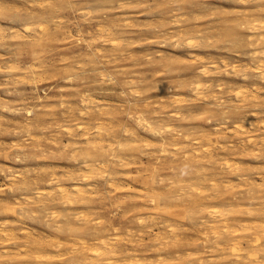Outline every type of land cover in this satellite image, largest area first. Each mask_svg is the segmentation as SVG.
<instances>
[{
  "label": "rangeland",
  "instance_id": "374dc122",
  "mask_svg": "<svg viewBox=\"0 0 264 264\" xmlns=\"http://www.w3.org/2000/svg\"><path fill=\"white\" fill-rule=\"evenodd\" d=\"M0 168L2 264H264V0H0Z\"/></svg>",
  "mask_w": 264,
  "mask_h": 264
},
{
  "label": "bare ground",
  "instance_id": "6f19581e",
  "mask_svg": "<svg viewBox=\"0 0 264 264\" xmlns=\"http://www.w3.org/2000/svg\"><path fill=\"white\" fill-rule=\"evenodd\" d=\"M39 14V13H38ZM33 22V21H32ZM59 23V22H58ZM30 24V23H29ZM26 25V24H25ZM29 27H32V26H29L28 24L26 25V28L25 29H27V30H30L29 29ZM33 28V27H32ZM110 30V29H109ZM12 31V30H11ZM12 33V32H11ZM14 34V33H13ZM16 36V35H15ZM9 44V43H8ZM5 46V45H4ZM5 52V51H4ZM42 56V55H41ZM29 66V65H28ZM259 67V66H258ZM199 82V81H198ZM200 90V89H199ZM256 96H257V94H256ZM3 97V96H2ZM41 98V97H40ZM13 109V108H12ZM252 120V119H251ZM146 122V121H145ZM253 122V121H252ZM14 123V122H13ZM18 123V122H17ZM3 124V123H2ZM82 125H84V124H82ZM149 125V124H148ZM21 126V125H20ZM34 126V125H33ZM80 126V128L81 127H83V126H81V125H79ZM248 127V126H247ZM7 128V127H6ZM250 129V128H249ZM39 130V129H38ZM23 131V130H22ZM128 131V130H127ZM26 132V131H25ZM28 132V131H27ZM130 132V131H129ZM16 133V132H15ZM132 133V132H131ZM102 134V133H101ZM83 135V134H82ZM253 135V134H252ZM133 136V135H132ZM89 137V136H88ZM255 137V136H254ZM96 138V137H95ZM100 139V138H99ZM251 139V138H250ZM263 139V138H262ZM252 141V140H251ZM6 146V145H5ZM33 150V149H32ZM108 152V151H107ZM16 155H17V153H16ZM19 158V157H18ZM2 159V158H1ZM42 161V160H41ZM44 164V163H43ZM88 167V166H87ZM251 167V166H250ZM9 168V167H8ZM1 169V168H0ZM5 169V168H4ZM3 170V169H2ZM11 170V169H10ZM10 172V171H9ZM12 173V172H11ZM16 173V172H15ZM54 176V175H53ZM87 178V177H86ZM31 179V178H30ZM30 179H27V178H24V179H22V182L24 183V185L25 184H29V182L31 181ZM56 179V178H55ZM21 182V181H20ZM32 182V181H31ZM30 182V183H31ZM34 183H35V181H34ZM50 183V182H49ZM82 184V183H81ZM22 185V184H21ZM20 185V186H21ZM44 185V184H43ZM64 185V184H63ZM63 185H60L59 186V190H60V195H61V197L62 198H65V199H67V200H69V199H72L73 198V196H72V191L68 188V187H66V186H63ZM78 185V184H77ZM26 186V185H25ZM21 187H23V186H21ZM131 187V186H130ZM25 189H27L26 187H25ZM57 189V188H56ZM77 192H81V189L82 188H80V187H77V186H75V188H74ZM74 190V192H76ZM40 192V191H39ZM184 192V191H183ZM27 193V192H26ZM14 195V194H13ZM21 195V194H20ZM12 196V195H11ZM22 196V195H21ZM254 198V197H253ZM27 199V198H26ZM262 199V198H261ZM28 200V199H27ZM42 204V203H41ZM67 204V203H66ZM71 204V203H70ZM23 205V204H22ZM44 205H45V203H44ZM72 205V204H71ZM19 206H21V205H19ZM13 207H15V206H13ZM264 207V206H263ZM38 208V207H37ZM261 209V208H260ZM27 210V209H26ZM41 211H44V210H42V209H40ZM215 210V209H214ZM26 212H28V211H26ZM55 212V211H54ZM31 213V212H30ZM34 213V212H33ZM56 213V212H55ZM5 214V213H4ZM82 214V213H81ZM84 214V213H83ZM36 215V214H35ZM42 215V214H41ZM5 216V215H4ZM35 217V216H34ZM74 217V216H73ZM45 218V217H44ZM53 218V217H52ZM72 218V217H71ZM65 219V218H64ZM7 220V219H6ZM49 220H50V218H49ZM143 220V219H142ZM10 221V220H9ZM262 222V221H261ZM1 223H3V222H0V224ZM7 223V221H5V223H3V224H1L0 225V231L3 233V235H5L6 236V239L7 238H9L10 239V235L11 236H13V234L16 232H13V231H11V230H8V229H6L7 227H5L4 225ZM56 224V223H55ZM62 224H63V222H62ZM8 225H10V223L8 224ZM12 225H13V223H12ZM58 225V224H57ZM60 225V224H59ZM28 226V225H27ZM11 227V226H10ZM72 227V226H71ZM9 228V227H8ZM13 228V227H12ZM10 229V228H9ZM226 229V228H225ZM24 230H26V229H24ZM5 231V232H4ZM27 231V230H26ZM29 231V230H28ZM103 231V230H102ZM227 231V230H226ZM30 233V232H29ZM252 233V232H251ZM16 234V233H15ZM18 234L19 233H17V236H18ZM31 234V233H30ZM0 235H1V233H0ZM32 235H34L33 233H32ZM118 235V234H117ZM248 235V234H247ZM251 235V234H250ZM17 236H16V239H17ZM20 236V235H19ZM119 236V235H118ZM1 237V236H0ZM36 237V236H35ZM239 237V236H238ZM3 238V237H2ZM2 238H1V241H2ZM38 238V237H37ZM5 239V238H4ZM14 239V238H13ZM29 239V238H28ZM31 239H33V238H31ZM104 239V238H103ZM235 239V238H234ZM34 240V239H33ZM35 240H37V239H35ZM39 240V239H38ZM0 241V242H1ZM5 241V240H4ZM39 241H41V240H39ZM233 241V240H232ZM12 242H14V241H12ZM17 242H19V241H17ZM25 242H26V240H25ZM27 242H28V240H27ZM36 242H38V241H36ZM110 241H106V240H104L103 241V245H105L104 246V248H103V246H98V247H96L95 248V255H97V254H100V253H102V252H104V251H116L117 250V248H115V247H113V245L112 246H108L107 244L109 243ZM42 244V243H41ZM217 244V243H216ZM26 245V244H25ZM86 245V244H85ZM220 245V244H219ZM36 246H37V243H36ZM218 246V245H217ZM28 247V246H27ZM89 247H91L90 245L88 246V248ZM45 248V247H44ZM34 249V248H33ZM29 250V249H28ZM66 250V249H65ZM234 250V249H233ZM236 251H237V249H236ZM41 252V251H40ZM46 252V251H45ZM235 252V251H234ZM59 255V254H58ZM250 256V255H249ZM237 257V256H236ZM14 257L12 256L11 257V259H13ZM9 259V258H8ZM19 260H20V258H18ZM255 259V258H254ZM14 260V259H13ZM22 260H24V259H22ZM202 260V259H201ZM200 260V261H201ZM246 260V259H245ZM6 261V260H5ZM9 261V260H8ZM7 261V262H8ZM10 261H12V260H10ZM13 262V261H12ZM4 263V262H3ZM25 263V262H24ZM23 263V264H24ZM29 263V262H28ZM258 263V262H257ZM0 264H2V263H0ZM8 264H9V262H8ZM10 264H13V263H10ZM17 264H19V263H17ZM25 264H27V262L25 263ZM45 264V263H44ZM86 264H96V262H95V260L93 259V258H90V261H89V263H86Z\"/></svg>",
  "mask_w": 264,
  "mask_h": 264
}]
</instances>
